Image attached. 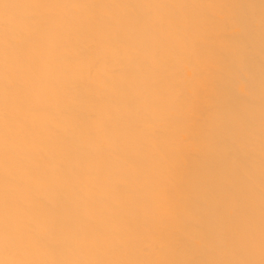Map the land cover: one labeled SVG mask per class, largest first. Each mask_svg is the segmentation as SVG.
<instances>
[{
  "label": "bare ground",
  "instance_id": "obj_1",
  "mask_svg": "<svg viewBox=\"0 0 264 264\" xmlns=\"http://www.w3.org/2000/svg\"><path fill=\"white\" fill-rule=\"evenodd\" d=\"M0 264H264V0H0Z\"/></svg>",
  "mask_w": 264,
  "mask_h": 264
}]
</instances>
